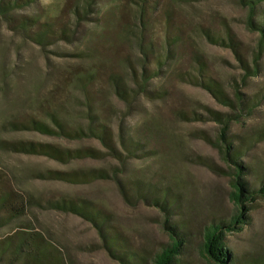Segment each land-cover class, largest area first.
Wrapping results in <instances>:
<instances>
[{"label":"rangeland","instance_id":"obj_1","mask_svg":"<svg viewBox=\"0 0 264 264\" xmlns=\"http://www.w3.org/2000/svg\"><path fill=\"white\" fill-rule=\"evenodd\" d=\"M74 1L35 0L15 9L11 22L0 16V126L30 116L48 120V113L68 123H86L90 115L107 122L116 138L119 126L124 125L142 147L122 165L120 179L126 194L113 178L67 184L33 174L82 164L119 167L117 160L63 165L45 157L0 152V174L25 198L33 194L45 200L64 194L89 199L109 215L108 225L119 233L125 251H156L170 241L165 220L183 225L179 231L188 237L179 258L208 264L198 251L204 226L214 220L228 223L238 212L229 196L237 167L226 162L214 145L220 128L214 113L231 110L207 90L180 80L175 70L194 72L190 58L198 55L208 72L232 94L243 71L233 52L211 42L207 33L225 37L227 31L232 32L250 59L257 32L247 25L248 7L238 0H160L146 32L152 52L146 69L153 75L148 83L154 92L137 95L127 106L113 92L110 77L119 76L133 86L131 74L142 70L137 37L141 22L134 8L129 0H95L93 13L76 25L69 12ZM29 17H37L40 23L70 24V36L56 35L37 43L31 36L36 27L24 30L17 23ZM254 18L264 19V2ZM180 32L183 43L173 53V64H158L169 47L166 38ZM83 75L89 81L77 80ZM244 85L240 90L250 97L257 95L254 102L258 104L231 123L229 136L237 149V162L244 167L241 179L258 189L264 183V56L259 74L246 79ZM0 134L75 144L33 132ZM154 196L167 200L166 212ZM244 207V222L225 233L226 247L233 264H264V197L256 196ZM20 230L38 234L54 264H122L117 253L113 256L103 246L91 220L34 205L0 226V264H24L23 254L17 255L5 244Z\"/></svg>","mask_w":264,"mask_h":264},{"label":"trees","instance_id":"obj_2","mask_svg":"<svg viewBox=\"0 0 264 264\" xmlns=\"http://www.w3.org/2000/svg\"><path fill=\"white\" fill-rule=\"evenodd\" d=\"M35 0H0V16L7 18L10 22L13 19V11L17 8L28 5ZM95 0H76L73 2L70 13L74 16V21L87 20V16L93 13V3ZM134 8L138 19L141 22V29L138 37L139 50L141 53L140 65L142 70L140 73L133 71L131 79L134 85L130 86L124 79L119 76L110 77V86L115 95L130 106L132 99L139 94L151 95L154 91L149 89V70L146 69V63L152 58L151 47L146 35L149 29L151 17L159 8L160 0H129ZM243 6L248 7L249 14L247 25L249 29L257 32V41L252 50L251 57L248 59L235 35L227 31L226 36L212 35L207 33V37L214 44L230 49L235 55L240 68L243 71L240 85L232 86V94H228L222 82L213 77L207 69L206 63L199 58L198 55L191 56V66L193 71H185L176 69V76L185 82L194 86H199L207 90L221 105L226 106L231 112H215L214 120L220 124L218 139L214 141V145L219 149L226 162L233 163L237 168L233 171L235 177L231 180L232 190L229 193L230 198L237 204L238 212L234 214L228 223L223 220L212 221L207 223L202 231V239L198 247L201 257L208 264H233L231 261L230 251L227 249L224 236L227 231L235 228L239 223L244 222V203L254 200L256 196L264 197V183L260 184L258 189L248 187L243 179L241 172L244 170L241 163L237 162V149L232 145L229 131L233 121H239L241 115L249 114V112L258 104L254 99L257 95L251 97L240 90L241 86H245V80L250 77L257 76L261 69V63L264 56V19L256 20V9L264 0H238ZM168 19L169 13H166ZM19 26L27 30L31 26L36 27L31 35L37 43L49 40L50 37L56 35L69 37L71 27L70 24L51 22L50 20L40 23L37 17H29L20 19ZM183 37L181 32L175 36L166 38L168 49L166 54L160 55L158 64L171 66L173 64V53L182 47ZM172 54V55H171ZM171 62V63H169ZM169 64V65H168ZM89 81L87 75L78 76L77 80ZM78 82V83H79ZM48 120L30 116L24 119H13L6 121L0 126L1 131L8 132H33L43 136L61 138L74 141V146L63 145L59 142L44 141L30 139L25 137L5 138L0 134V152L15 153L28 156H39L51 159L59 164L69 165L71 163H84L86 161H113L120 163L119 167L87 165L70 166L65 169L45 168L33 171L35 177L41 180H50L67 184H85L98 179L113 178L120 182V188L123 194H126L124 183L120 179L123 173V163L129 155L135 154L140 150L141 143L127 132L124 125L119 126L117 137H114L112 127L103 119L98 117H88L86 123H68L64 121L58 114L48 113ZM91 141L92 143H86ZM126 153V154H125ZM140 193V191L138 190ZM154 202L158 203L166 212L168 203L165 198L158 196L153 197ZM29 205L39 206L45 209H53L62 212H71L91 220L99 230V235L103 246L110 253L117 256L122 264H193L188 263L184 259L179 258L181 250L184 247V241L188 237L179 231L183 225L175 226L165 220L163 226L167 230L170 241L162 248L156 251L141 250L125 251L121 248L119 233L108 225L109 215L100 207L95 205L86 198L73 197L61 194L57 197H51L42 200L35 195L25 196L18 194L4 180V176L0 174V226L21 217L25 214ZM25 232V231H24ZM23 230L18 231L15 235L7 239L5 244L12 246L14 253L23 254L24 264H54L47 258L46 248L40 243L38 234L24 233ZM121 249V250H120ZM262 260V259H261ZM264 260V257H263Z\"/></svg>","mask_w":264,"mask_h":264}]
</instances>
